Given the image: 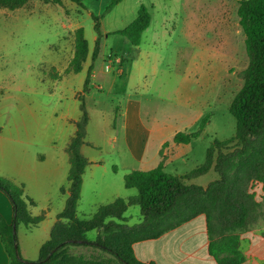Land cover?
Listing matches in <instances>:
<instances>
[{"label":"rangeland","instance_id":"374dc122","mask_svg":"<svg viewBox=\"0 0 264 264\" xmlns=\"http://www.w3.org/2000/svg\"><path fill=\"white\" fill-rule=\"evenodd\" d=\"M80 2L30 0L17 10L0 9V17L8 19L6 24H0V51L4 54L0 78L4 83L13 81L22 90L24 108L32 104L29 99L34 100L42 114L47 113V108L51 112L54 107L58 136L65 126L64 115L80 113L76 97L82 91L92 66L89 92L85 94L89 114L86 140L97 143L100 148L92 144L88 151L104 157V161L115 165L119 172L131 171L133 167L148 170L157 165L158 140L155 134L148 139L144 126L151 127L153 132L163 127L165 137L178 131L194 132L201 119L209 116L199 137L189 144L175 145L171 140L163 149L165 170L178 175L202 164L212 141L234 135L236 120L229 112V105L243 84L239 73L248 64L244 37L231 42L236 48L235 53L228 49L222 56L220 49L216 50L221 45L218 46L219 42L215 41L210 30L204 34L209 38L207 41L192 42L184 31L187 26L180 22L175 37L163 36L153 41L148 33H144L140 44L134 46L125 37L113 34L136 17L139 8L134 5V0L116 5L108 13L105 10L110 0ZM215 6L217 8L218 4ZM100 14H103L100 47L94 59L97 33L93 15ZM230 18L235 23V10L230 12ZM79 27L84 29L89 53L81 72L64 74L74 52V31ZM211 27L200 25V30L215 28ZM203 45L207 49H203ZM128 99H137L141 103V135L148 140L142 147L145 145L148 159L154 161L125 163L126 154L122 149L125 148L126 129L118 111ZM114 136L118 140L108 143L107 139ZM119 178V173L116 175L109 168L105 176L99 177V185L87 183L77 206V217H91L99 204L111 201L115 195L129 197L137 193L135 188H125ZM216 178L217 173L211 169L187 183L205 186ZM109 185L113 186L112 190H107ZM60 193L62 195L57 194L51 202L54 211L63 207L65 196ZM124 217L128 225L142 221L138 206L129 207ZM96 235L97 230H93L86 237L94 240ZM67 251L73 255L100 257L109 264H120L111 255L87 246H71Z\"/></svg>","mask_w":264,"mask_h":264},{"label":"trees","instance_id":"16d2710c","mask_svg":"<svg viewBox=\"0 0 264 264\" xmlns=\"http://www.w3.org/2000/svg\"><path fill=\"white\" fill-rule=\"evenodd\" d=\"M30 0H0V8L15 10ZM81 3L80 0H70ZM122 0H110L105 13L110 12ZM59 2V0H54ZM239 25L244 34L248 64L239 74L243 84L229 105V112L236 120L234 135L225 140L215 139L206 150L205 160L185 174H171L165 170L163 149L159 150L160 161L151 169H133L124 175V186L135 188V195L118 197L100 205L89 218L77 217L81 198L83 174L88 159L83 155L89 114L85 94L89 92L91 69L88 70L82 91L77 95L79 119L73 120L75 132L66 146L70 168L65 207L57 215L49 239L41 246L35 261L23 259L19 252L16 228L19 224L28 227L38 225L44 214L31 216L30 206L35 203L25 193L24 187L0 176V190L9 198L13 207V222L8 224L0 214V238L9 256L8 264H109L93 255H73L71 246H87L114 257L120 264H156L135 258L133 245L136 242L156 239L180 225L204 215L209 236L208 252L217 264H246L241 249L240 233L263 218L262 205L258 200L255 184H261L264 192V0H239L237 8ZM103 14L93 15L97 39L93 58L100 47V19ZM151 23L149 9L141 4L136 17L124 28L113 34L125 37L131 45L138 46L143 32ZM89 53L84 29L74 31V52L64 74L79 73ZM55 77V76H54ZM205 115L194 132L178 131L172 142L189 144L199 137L208 122ZM115 169V168H114ZM213 169L217 178L202 186L187 183ZM131 206H138L142 221L128 225L124 217ZM97 230L94 240L88 232Z\"/></svg>","mask_w":264,"mask_h":264},{"label":"crops","instance_id":"0c3cea01","mask_svg":"<svg viewBox=\"0 0 264 264\" xmlns=\"http://www.w3.org/2000/svg\"><path fill=\"white\" fill-rule=\"evenodd\" d=\"M126 1L128 0H122L117 6L123 5ZM238 1L134 0V5L139 8L141 4H145L151 13V23L143 32V34L148 33L151 40L157 41L163 36L169 39L175 37L178 32L177 25L181 22L187 26L184 31L187 39L192 42L207 41L209 38L204 37V34L209 33L210 30L211 35L215 36V41L219 42L218 46L221 45L216 50L220 49V54L225 56L228 49L230 52L234 50L232 53L236 51L231 42L236 38L244 37L238 16L235 23L230 20V12L233 10L237 12ZM215 3L218 4L217 8ZM7 21V17H0V24H6ZM200 25L203 27L211 25L215 28L211 27L212 29L201 32ZM205 47L203 45V49ZM3 56L4 54L0 51V69ZM0 90H2L0 93V176L23 185L25 193L35 203L29 208L31 216L44 214L43 220L38 225L28 227L20 224L21 226L16 228L21 257L35 261L39 258L41 246L50 237L51 230L57 222V215L65 207L67 194H63L65 197L62 200V209L54 211L51 202L57 194L62 195L60 193L62 187H68L67 176L70 163L66 146L75 132L72 121L79 119L81 112L75 116L64 115L65 126L57 136L54 107L51 112L50 108H47V113L42 114L39 107L36 108L34 100L29 99L32 104L24 108V93L13 81L4 83L0 78ZM118 112L126 129L123 137L125 148L122 149V152L126 154V165L136 161L139 163L145 160L154 161L153 158L148 159L145 150L147 139L141 135L143 122L141 103L137 99H128ZM144 129L148 139L149 136L156 135L158 164L161 146L164 142L171 141L175 133L164 137L163 127L156 129L155 132L151 127L144 126ZM57 138H59L58 141ZM117 140L118 138L114 136L109 137L107 142L112 144ZM86 141L100 148L97 143L88 139ZM143 144H145L144 147H142ZM89 147V145H83L81 149L89 161L83 174L81 195L87 183L92 186L99 185V177L105 176L109 168L114 174L119 173V179L124 183V174L130 171L119 172L115 165H108L104 157L88 151ZM133 169L136 168L133 167ZM117 187H120L118 183ZM112 189L113 186L110 185L107 188V190ZM253 190L256 191L262 205L263 218L240 233L241 249L246 257V264H264V192L261 184H255ZM115 196L109 202L119 197V195ZM109 202H102L96 209ZM0 214L8 224L13 222L12 204L1 190ZM208 244L206 219L201 214L156 239L136 242L133 245V253L139 261H153L156 264H217L208 252ZM8 263L9 256L0 238V264Z\"/></svg>","mask_w":264,"mask_h":264}]
</instances>
